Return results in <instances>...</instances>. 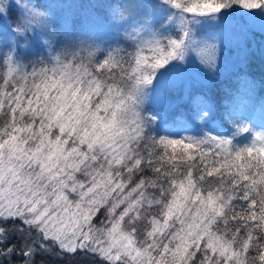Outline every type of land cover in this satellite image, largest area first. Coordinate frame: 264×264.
<instances>
[{
    "label": "snow or ice",
    "instance_id": "1",
    "mask_svg": "<svg viewBox=\"0 0 264 264\" xmlns=\"http://www.w3.org/2000/svg\"><path fill=\"white\" fill-rule=\"evenodd\" d=\"M253 57L264 0H0V264H264Z\"/></svg>",
    "mask_w": 264,
    "mask_h": 264
},
{
    "label": "trees",
    "instance_id": "2",
    "mask_svg": "<svg viewBox=\"0 0 264 264\" xmlns=\"http://www.w3.org/2000/svg\"><path fill=\"white\" fill-rule=\"evenodd\" d=\"M38 4H48L55 2V0H36ZM259 38L257 37V40ZM231 52L230 54H233ZM2 70V69H0ZM248 80L255 81L257 84L254 96L252 99L258 103L260 97H264V89L259 87L261 77H264V64L261 63L259 57H253L247 64L246 71L244 73ZM246 86V82L242 81L236 74L230 76L221 77L217 80H210L209 84H202L201 87L211 86L215 90L218 98L222 103L230 102L233 95L238 92L241 86ZM171 151V149H169ZM177 152L179 149L176 150ZM80 264H94V259L89 257L86 260L80 261Z\"/></svg>",
    "mask_w": 264,
    "mask_h": 264
},
{
    "label": "rangeland",
    "instance_id": "3",
    "mask_svg": "<svg viewBox=\"0 0 264 264\" xmlns=\"http://www.w3.org/2000/svg\"><path fill=\"white\" fill-rule=\"evenodd\" d=\"M235 53H233V54H230V55H234Z\"/></svg>",
    "mask_w": 264,
    "mask_h": 264
}]
</instances>
